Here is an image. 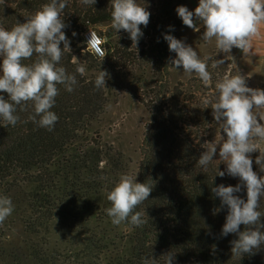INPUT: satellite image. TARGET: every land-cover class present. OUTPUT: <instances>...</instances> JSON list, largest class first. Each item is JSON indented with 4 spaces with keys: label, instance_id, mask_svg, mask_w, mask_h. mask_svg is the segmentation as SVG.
<instances>
[{
    "label": "trees",
    "instance_id": "obj_1",
    "mask_svg": "<svg viewBox=\"0 0 264 264\" xmlns=\"http://www.w3.org/2000/svg\"><path fill=\"white\" fill-rule=\"evenodd\" d=\"M47 2L0 0V27L11 30ZM110 4L111 0H97L89 7L68 0L64 10L68 26L62 31L71 51L58 66L73 73L82 64L85 74H77L71 93L57 85L59 94L51 109L59 117L54 130L39 128L28 119L30 102L27 111H17L20 121L15 127L5 128L0 119V196L9 197L14 206L0 224V264H142L146 256L163 264L161 256L168 252L174 253L173 264H264V246L254 255L233 257L230 241L238 236H221L227 207L221 208L212 188L236 186L240 179L216 175L217 169L226 170L217 153L206 171L198 165L205 141L226 139L213 109L202 99L215 94L217 73L235 75L239 70L224 57L225 63L216 69L208 62L212 74L208 86L198 77L172 85L170 60L176 53L169 51L164 35L175 37V31L165 25L164 16H152L146 27L140 25L143 36L136 48L129 34L116 33L121 37L115 46L104 47L101 63L86 50L83 34L111 23ZM111 31L100 36L112 40ZM35 59L34 54L22 63ZM100 70L109 75L106 88L97 90L94 80ZM239 72L249 87V78ZM0 95L8 99L6 92ZM122 95L138 102L150 116L137 182L151 179L153 188L137 208L146 212L141 227L111 223L105 211L111 206L107 193L125 170L123 155L105 151L97 139H89L92 123ZM236 195L246 201V188ZM259 203L264 212V198ZM244 228L240 226L241 231Z\"/></svg>",
    "mask_w": 264,
    "mask_h": 264
},
{
    "label": "clouds",
    "instance_id": "obj_2",
    "mask_svg": "<svg viewBox=\"0 0 264 264\" xmlns=\"http://www.w3.org/2000/svg\"><path fill=\"white\" fill-rule=\"evenodd\" d=\"M97 0H79L83 6L92 7ZM68 0H48L38 10L26 16V22H17L11 30L0 27V57H2V76H0V92H6L8 99L0 95V119L4 127H15L20 121L17 111H27L29 102L32 112L28 119L39 128L53 131L59 120L51 109L59 94L57 85H63L71 93L77 85V74L83 76L85 67L77 64L75 71L69 73L65 67L58 66L65 52H70V40L66 37L64 10ZM111 28L115 32L124 30L129 33L132 47L137 46L143 36L140 25L149 23L150 13L137 0H111ZM183 24L199 32L200 27L195 21L201 22L205 28L202 40H215L218 53L228 54L232 48H238L245 56L253 55L254 41L261 36V26L264 25V0H199L194 13L185 6L176 9ZM195 17V20H194ZM76 33L73 32V36ZM170 52L176 53V58L170 60L174 69L183 67L184 73L195 74L205 86L212 80L208 61L213 69L221 67L224 59L214 60L211 56L203 59L197 51L183 40L166 34ZM63 43V48H61ZM95 54L102 63L105 54L97 46V41L91 38ZM36 56L33 63H22ZM226 55V59H228ZM232 58V57H231ZM106 71L100 70L94 80L97 90L106 88ZM204 105H210L212 115L226 134L219 141H205L198 165L206 171L219 147V157L226 164V170L217 169V174L224 177H239L236 186L220 184L212 188V192L220 198L221 208L227 207L225 223L221 236L236 234L237 239L230 241L233 257L244 254L254 255L255 251L264 246V223L260 211V199L264 198V176H258L253 171V160L249 154L259 151L255 163L264 172V151L259 144L264 142V90L246 86V77L238 71L235 75L220 76L217 73L215 94L202 99ZM221 141H223L221 143ZM246 188L247 199H242L236 193ZM153 188L152 180L145 183L137 182L129 174H122L107 193L111 206L105 211L111 223L119 226L126 223L141 227L146 221V212L137 211L138 206L148 200ZM14 206L9 197L0 196V224L12 214ZM244 225L243 231L240 226ZM163 264H173L174 253L168 252L161 256ZM142 264H158L151 256L143 257Z\"/></svg>",
    "mask_w": 264,
    "mask_h": 264
},
{
    "label": "rangeland",
    "instance_id": "obj_3",
    "mask_svg": "<svg viewBox=\"0 0 264 264\" xmlns=\"http://www.w3.org/2000/svg\"><path fill=\"white\" fill-rule=\"evenodd\" d=\"M12 1L16 4L19 0ZM137 2L145 7L150 13V17L155 16L156 18L164 16L165 18L163 21L165 25L168 26L169 29L175 31V38L183 40L186 44L193 47L201 59L205 56H211L213 59L219 60L226 57V55L230 56V53H218L215 40L211 42L202 40L205 28L201 25V22L195 21L197 26L200 27V31L196 32L192 28L184 25L182 19L178 16L176 12L177 7L185 6L189 11L194 13L195 8L198 6V0H137ZM90 28L94 29L99 36L100 32L106 34L108 30H112L111 33L115 34L112 40L109 39V37L100 36L104 40V47L106 49H108V43L113 47L120 39L121 35L117 36L116 33L125 32L124 30L115 32V30L111 28V23L97 28ZM125 34L128 35L129 33L126 32ZM236 50L237 49L232 48L231 52ZM175 58L176 55L174 59ZM229 58L230 57H228V60H230ZM210 61L211 60L208 62ZM170 72V81L172 85H176L178 82H187L191 78L197 77L195 74L190 75L184 73L182 66L179 69H174V65H171ZM249 80L250 88L264 90V81L260 82L255 79L251 80L250 78ZM149 123L150 116L145 108L138 102L132 100L128 95H122L117 101L111 100L104 113L92 123L89 139H97L105 151L112 150L114 154L120 153L123 155L125 170L122 174L132 175L138 180L139 165L142 160V145L149 128ZM261 123H264V121ZM219 147L220 144L217 145V161L226 167L225 163L219 161ZM259 149L264 151V142L259 144ZM249 155L253 160V171H255L258 176H264V172H261L259 165L255 163L256 157L260 155L259 151L257 150ZM235 178L239 179V177ZM56 238H58V236Z\"/></svg>",
    "mask_w": 264,
    "mask_h": 264
},
{
    "label": "crops",
    "instance_id": "obj_4",
    "mask_svg": "<svg viewBox=\"0 0 264 264\" xmlns=\"http://www.w3.org/2000/svg\"><path fill=\"white\" fill-rule=\"evenodd\" d=\"M235 48V47H233ZM230 52L233 66L243 72L248 78L264 81V25L261 26V36L254 41L253 55L245 56L238 48ZM232 57V58H231Z\"/></svg>",
    "mask_w": 264,
    "mask_h": 264
},
{
    "label": "built area",
    "instance_id": "obj_5",
    "mask_svg": "<svg viewBox=\"0 0 264 264\" xmlns=\"http://www.w3.org/2000/svg\"><path fill=\"white\" fill-rule=\"evenodd\" d=\"M198 4H199V0H198ZM91 33L93 34V39H95L97 41V46L104 52L105 57H106V51L104 48V40L98 35V33L92 29V28H88L86 29V31L83 34V39L85 41V45H86V50L92 54L95 58L98 59L97 55L94 52L93 46L91 43H88V41L91 38ZM104 57V58H105Z\"/></svg>",
    "mask_w": 264,
    "mask_h": 264
}]
</instances>
